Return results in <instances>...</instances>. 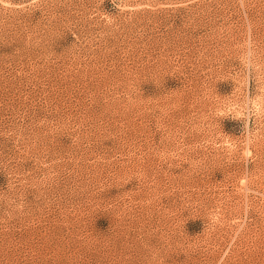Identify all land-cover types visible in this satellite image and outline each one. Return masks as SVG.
<instances>
[{"label": "rangeland", "instance_id": "obj_1", "mask_svg": "<svg viewBox=\"0 0 264 264\" xmlns=\"http://www.w3.org/2000/svg\"><path fill=\"white\" fill-rule=\"evenodd\" d=\"M0 264H264V0H0Z\"/></svg>", "mask_w": 264, "mask_h": 264}]
</instances>
